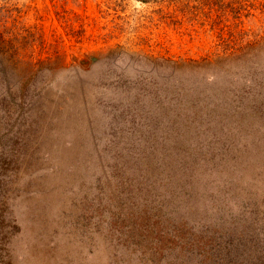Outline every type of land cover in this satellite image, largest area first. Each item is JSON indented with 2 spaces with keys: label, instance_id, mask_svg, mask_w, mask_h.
<instances>
[{
  "label": "rangeland",
  "instance_id": "obj_1",
  "mask_svg": "<svg viewBox=\"0 0 264 264\" xmlns=\"http://www.w3.org/2000/svg\"><path fill=\"white\" fill-rule=\"evenodd\" d=\"M31 263L264 264V0H0V264Z\"/></svg>",
  "mask_w": 264,
  "mask_h": 264
},
{
  "label": "bare ground",
  "instance_id": "obj_2",
  "mask_svg": "<svg viewBox=\"0 0 264 264\" xmlns=\"http://www.w3.org/2000/svg\"><path fill=\"white\" fill-rule=\"evenodd\" d=\"M25 223V222H24ZM25 228V227H24ZM28 229V228H27ZM34 229V228H33ZM20 236V235H19ZM35 238V237H34ZM35 241V243H36V240H34ZM20 242H21V240H20ZM26 242V241H25ZM20 249V248H19ZM37 249V248H36ZM21 251V250H20ZM59 251H60V249H59ZM37 253V252H36ZM43 253V252H42ZM47 253V252H46ZM27 254V253H26ZM23 255H24V253H23ZM47 255V254H46ZM90 255V254H89ZM48 256V255H47ZM36 257V256H35ZM90 257V256H89ZM24 258H25V256H24ZM38 258V257H37ZM49 258H51V257H49ZM41 259V258H40ZM25 260V259H24ZM26 261V260H25ZM36 261V260H35ZM42 261V260H41ZM43 262H45V261H43ZM32 263H34V262H32ZM31 263V264H32ZM41 263V262H40ZM44 264V263H43Z\"/></svg>",
  "mask_w": 264,
  "mask_h": 264
}]
</instances>
